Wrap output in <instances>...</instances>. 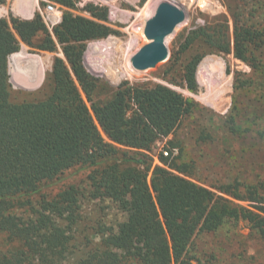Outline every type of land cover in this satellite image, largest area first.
<instances>
[{
	"label": "trees",
	"instance_id": "trees-1",
	"mask_svg": "<svg viewBox=\"0 0 264 264\" xmlns=\"http://www.w3.org/2000/svg\"><path fill=\"white\" fill-rule=\"evenodd\" d=\"M53 1L64 11L52 32L39 13L30 20L12 13L0 18V264L65 263L79 220L78 190L69 186L53 198L45 190L77 167L91 170L94 196L118 202L127 217L104 240L107 249L89 248L74 264H194L193 237L231 214L233 203L224 195L241 198L231 186H211L219 195L192 182L178 157L170 162L160 154V166L145 153L168 138L195 103L163 84L115 88L91 74L84 63L87 44L118 33L108 24V8L89 3L82 8L88 18L73 12L80 0ZM229 9L233 33L227 17L190 31L181 56L171 58L169 84L197 92V68L208 52L233 53L252 70L262 69L264 26ZM22 43L63 53L53 60L43 84L49 92L41 100L12 99L9 58ZM123 148L141 157L127 158ZM130 162L135 165L121 169ZM256 209L242 208L241 217L263 228L264 208Z\"/></svg>",
	"mask_w": 264,
	"mask_h": 264
},
{
	"label": "rangeland",
	"instance_id": "rangeland-1",
	"mask_svg": "<svg viewBox=\"0 0 264 264\" xmlns=\"http://www.w3.org/2000/svg\"><path fill=\"white\" fill-rule=\"evenodd\" d=\"M86 1L108 6L110 26L118 31L87 44L84 63L91 74L115 88L123 82L163 84L195 103L193 112L181 121L178 128L168 138L159 140L151 152L145 153L148 161L163 166L158 156L168 151L171 154L170 162L178 157L180 164H186L192 174L189 178L192 182L219 195L211 186H231V191L241 198L224 195L233 203V211L213 231L199 232L193 237L190 247L193 263L264 264V227L258 228L256 224L244 220L240 213L242 208L257 213L256 208H264V51L263 66L258 71L235 58L233 53L208 52L197 68V92L169 84L165 79L171 58L181 56L182 45L190 31L207 24L217 25L227 17L232 34L234 27L229 7L232 10L238 8L249 24H262L263 27L264 9L260 5L264 0ZM37 2L40 6L42 2L45 3L43 0H30L31 5ZM161 2L181 5L186 11V19L166 39L169 58L154 68L135 70L131 58L150 42L144 34L145 25ZM10 3L9 7L7 4L3 6L9 10L12 1ZM86 4L78 5L73 12L88 17L82 10ZM25 47L17 53L24 50L27 56L44 58L49 64L40 86L26 89L12 80L9 58V82L15 102L45 98L49 87L43 84L52 70L53 60L55 57L64 58L60 48L58 52L50 53L33 50L27 45ZM192 52L189 51L188 55ZM122 150L127 152V158L141 157L136 150ZM134 165L133 162L124 163L121 169ZM90 173L89 169L77 167L66 172L62 181L45 190L47 198H53L69 186H75L78 190L79 220L73 228L75 237L64 264H74L89 248L94 251L107 249L104 240L109 233L117 232L118 225L127 217L118 202L94 196L88 179ZM2 244L0 237V248Z\"/></svg>",
	"mask_w": 264,
	"mask_h": 264
},
{
	"label": "water",
	"instance_id": "water-1",
	"mask_svg": "<svg viewBox=\"0 0 264 264\" xmlns=\"http://www.w3.org/2000/svg\"><path fill=\"white\" fill-rule=\"evenodd\" d=\"M185 19L186 11L181 5L161 2L154 15L146 22L144 34L150 42L131 58L133 68L145 71L165 62L169 58L166 39L174 34Z\"/></svg>",
	"mask_w": 264,
	"mask_h": 264
},
{
	"label": "bare ground",
	"instance_id": "bare-ground-1",
	"mask_svg": "<svg viewBox=\"0 0 264 264\" xmlns=\"http://www.w3.org/2000/svg\"><path fill=\"white\" fill-rule=\"evenodd\" d=\"M48 64L44 58L29 57L24 51L13 54L10 58L12 80L16 85L35 89L40 86Z\"/></svg>",
	"mask_w": 264,
	"mask_h": 264
},
{
	"label": "built area",
	"instance_id": "built-area-1",
	"mask_svg": "<svg viewBox=\"0 0 264 264\" xmlns=\"http://www.w3.org/2000/svg\"><path fill=\"white\" fill-rule=\"evenodd\" d=\"M43 1L45 2V5L44 6L38 5V7H37L38 13L40 14L44 24L47 26V28L50 30V32H52L53 28L55 26H57L58 24H60V22L62 20L63 7L59 4H57L56 2H54L53 0H43ZM86 3H87L86 0H80L78 5H82V4H86ZM89 3L90 2H88L87 4H89ZM92 4H94L96 6H103V5L98 4L96 2L92 3ZM107 4H109V3H107ZM103 7H105V6H103ZM107 8H109V7L107 6ZM86 14L88 15V17H90L89 13L86 12ZM109 20H110V13H109ZM109 25H110V23H109ZM89 43H91V42H89ZM164 155L169 157L170 153L168 151H164Z\"/></svg>",
	"mask_w": 264,
	"mask_h": 264
},
{
	"label": "crops",
	"instance_id": "crops-1",
	"mask_svg": "<svg viewBox=\"0 0 264 264\" xmlns=\"http://www.w3.org/2000/svg\"><path fill=\"white\" fill-rule=\"evenodd\" d=\"M12 1L11 9L5 8L3 5H0V18H8L10 13L13 16L18 17L23 20L32 19L36 13L38 12V2L36 5H31L30 0H6L7 6H10V2ZM26 45L22 44L21 49L27 48ZM24 51V50H23ZM60 56V55H59ZM53 65V63H52ZM25 88V87H22ZM27 89V88H26Z\"/></svg>",
	"mask_w": 264,
	"mask_h": 264
}]
</instances>
